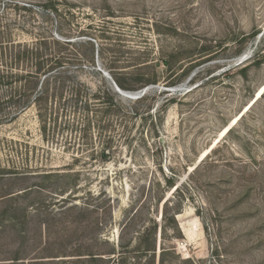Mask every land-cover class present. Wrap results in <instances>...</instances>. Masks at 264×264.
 Listing matches in <instances>:
<instances>
[{"label":"rangeland","instance_id":"rangeland-1","mask_svg":"<svg viewBox=\"0 0 264 264\" xmlns=\"http://www.w3.org/2000/svg\"><path fill=\"white\" fill-rule=\"evenodd\" d=\"M49 2L55 10L44 14ZM0 17L13 40L71 41L63 51L81 61L66 67V88L80 80L92 92H116L102 71L121 90L153 86L146 101H129L142 117L129 114L104 162L91 151L101 147L94 127L87 141L77 130L45 138L33 106L12 119L0 113V164L33 168L28 184L74 189L79 206L55 212L50 193L34 195L47 205L35 206L29 224L38 234H26L31 246L20 250L17 231L6 230L0 259L65 252L66 264H90L72 257L93 249L103 257L97 264H159L165 247L163 264H264V0H0ZM182 83L185 90H166ZM148 104L157 111L145 118ZM72 182L81 187L60 190ZM154 244L155 253H141Z\"/></svg>","mask_w":264,"mask_h":264},{"label":"trees","instance_id":"trees-1","mask_svg":"<svg viewBox=\"0 0 264 264\" xmlns=\"http://www.w3.org/2000/svg\"><path fill=\"white\" fill-rule=\"evenodd\" d=\"M52 3H45L42 12L47 14L54 12ZM1 18V17H0ZM74 43H78L75 41ZM90 44V43H88ZM71 45V41L57 39L52 36H37L29 41H16L11 38V34L6 27L0 23V113L8 111L9 119H12L17 113L33 106L36 111V117L39 124V129L43 137H49L50 132L61 131H79L82 134L80 139L87 141V132L93 127L96 128L97 139L101 146L100 149H91L100 161L110 159V149L116 134L126 132L129 122V114L142 117L138 110L129 112V101L134 104L146 101L149 94L142 97L129 100L120 96L117 92L109 91L107 93L92 92L80 80L72 83L70 88H66V80L68 75H72V71L66 67H77L81 61V57L76 54H69L63 51V48ZM96 51V52H95ZM92 59L100 56L99 49H95ZM102 55V54H101ZM189 73V71L187 72ZM118 84V82H117ZM121 88H126L122 84H118ZM141 89V88H138ZM135 89V90H138ZM131 90V91H135ZM3 96V97H2ZM5 96V97H4ZM168 102L165 101L164 104ZM2 103L4 106H2ZM127 107V108H126ZM157 111V106L146 105L144 112L145 118L152 117V113ZM7 114V113H6ZM144 116V115H143ZM160 114L153 118L154 121L160 119ZM2 120L0 115V121ZM151 122H154V121ZM85 147L90 146L88 142L83 143ZM82 150V149H81ZM88 150V149H87ZM93 155L95 156V154ZM74 158H77L74 155ZM95 159V158H94ZM13 165V164H12ZM72 172L71 170H68ZM33 168L30 166L3 167L0 164V239L3 233L8 229L17 231L21 241L19 243L20 250L31 246L29 241H33L36 235H30V226L32 217L36 209V205L40 204L47 207L43 201H38L34 195H43L50 193L54 197L55 207L58 204V210L61 213L68 212L72 206L79 207L73 202L76 200V193H72L74 189L63 191L64 193L54 192L53 184L45 187V183H27L28 179L34 175ZM69 172L62 175L69 176ZM42 178L55 179L60 175L59 171L41 170L39 172ZM75 174L80 175V171H75ZM17 181L20 183L16 187ZM170 182V180H169ZM26 184V185H22ZM64 184L60 190L67 188L79 189L81 185ZM172 185L169 184V187ZM51 186V187H50ZM63 186V185H62ZM72 194L67 198L64 196ZM38 203H35V201ZM82 207L96 209L98 206L92 205L84 201ZM46 212H41L37 215L36 225L42 224L43 239L48 233L46 223L39 215L45 216ZM48 224V223H47ZM72 225V224H71ZM81 233L84 237V231L88 228L87 225L81 224ZM36 231L38 228H35ZM50 231V230H49ZM26 234H28L26 236ZM91 241L94 237H88ZM84 238L85 241H90ZM44 244L37 247L42 249ZM77 250H81V241L77 243ZM156 252V246L146 245L141 249V253ZM169 250L161 247L159 264L164 263V255L168 254ZM65 252L51 255L53 259H44L45 257H27L17 252L14 256L0 259L11 260L7 264H52L65 263L66 259H61L60 256H66ZM67 257L68 254H67ZM103 258L100 253L93 249H84L79 254L74 255L72 259L78 262H88L97 264L99 259ZM70 260V259H69ZM65 261V262H64ZM51 262V263H49ZM68 263V262H67ZM71 263V262H70ZM110 264H117L114 260Z\"/></svg>","mask_w":264,"mask_h":264},{"label":"water","instance_id":"water-1","mask_svg":"<svg viewBox=\"0 0 264 264\" xmlns=\"http://www.w3.org/2000/svg\"><path fill=\"white\" fill-rule=\"evenodd\" d=\"M247 57L245 55H241L239 56L236 61L238 63H241L243 62ZM103 72V75L109 80V82L111 83L112 87L114 88V90L122 97L124 98H127V99H132V100H135V99H138L140 97H142L143 95L146 94L147 91H149L153 86L152 85H149V86H145L141 89H138V90H135V91H126V90H121L117 85L116 83L113 81V79L111 78V76L108 74V72H105V71H102ZM189 80V78L187 79V81ZM186 81V82H187ZM183 86H185L184 83L182 84H179L177 86H173V87H170V88H166V90L168 91H179L181 89L185 90L183 88ZM188 88V87H187ZM186 88V89H187ZM191 90V88H189ZM188 89V91H189Z\"/></svg>","mask_w":264,"mask_h":264},{"label":"bare ground","instance_id":"bare-ground-1","mask_svg":"<svg viewBox=\"0 0 264 264\" xmlns=\"http://www.w3.org/2000/svg\"><path fill=\"white\" fill-rule=\"evenodd\" d=\"M261 89H262V88H261ZM261 89H260V90H261ZM263 89H264V88H263ZM263 89H262V91H263ZM228 128H229V127H228ZM224 133H225V130H223V132H221L222 135H223Z\"/></svg>","mask_w":264,"mask_h":264}]
</instances>
